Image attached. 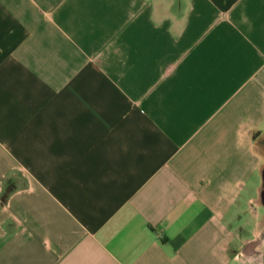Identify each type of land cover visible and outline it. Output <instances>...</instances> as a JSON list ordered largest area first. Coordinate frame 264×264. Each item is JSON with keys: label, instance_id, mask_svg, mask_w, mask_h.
Segmentation results:
<instances>
[{"label": "crops", "instance_id": "crops-1", "mask_svg": "<svg viewBox=\"0 0 264 264\" xmlns=\"http://www.w3.org/2000/svg\"><path fill=\"white\" fill-rule=\"evenodd\" d=\"M264 0H0V264H264Z\"/></svg>", "mask_w": 264, "mask_h": 264}, {"label": "water", "instance_id": "water-1", "mask_svg": "<svg viewBox=\"0 0 264 264\" xmlns=\"http://www.w3.org/2000/svg\"><path fill=\"white\" fill-rule=\"evenodd\" d=\"M264 175V174H263ZM262 201H263V204H264V193H263V196H262Z\"/></svg>", "mask_w": 264, "mask_h": 264}]
</instances>
